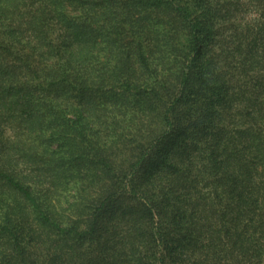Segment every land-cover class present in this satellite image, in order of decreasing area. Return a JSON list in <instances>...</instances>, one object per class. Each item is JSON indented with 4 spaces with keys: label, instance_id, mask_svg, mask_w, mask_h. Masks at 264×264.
I'll return each mask as SVG.
<instances>
[{
    "label": "trees",
    "instance_id": "obj_1",
    "mask_svg": "<svg viewBox=\"0 0 264 264\" xmlns=\"http://www.w3.org/2000/svg\"><path fill=\"white\" fill-rule=\"evenodd\" d=\"M0 264H264V0H0Z\"/></svg>",
    "mask_w": 264,
    "mask_h": 264
}]
</instances>
